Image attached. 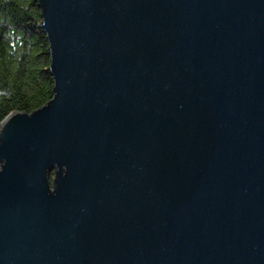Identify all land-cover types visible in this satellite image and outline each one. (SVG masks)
<instances>
[{
    "label": "water",
    "instance_id": "1",
    "mask_svg": "<svg viewBox=\"0 0 264 264\" xmlns=\"http://www.w3.org/2000/svg\"><path fill=\"white\" fill-rule=\"evenodd\" d=\"M52 98L0 123V264H264V0H35Z\"/></svg>",
    "mask_w": 264,
    "mask_h": 264
},
{
    "label": "trees",
    "instance_id": "2",
    "mask_svg": "<svg viewBox=\"0 0 264 264\" xmlns=\"http://www.w3.org/2000/svg\"><path fill=\"white\" fill-rule=\"evenodd\" d=\"M35 0H0V123L52 98L48 43Z\"/></svg>",
    "mask_w": 264,
    "mask_h": 264
}]
</instances>
